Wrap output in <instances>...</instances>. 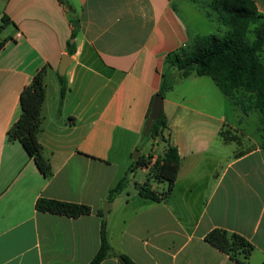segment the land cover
<instances>
[{"label":"crops","instance_id":"1","mask_svg":"<svg viewBox=\"0 0 264 264\" xmlns=\"http://www.w3.org/2000/svg\"><path fill=\"white\" fill-rule=\"evenodd\" d=\"M211 1L0 0V32L11 27L0 38V264L92 260L100 245L97 212L135 161L129 152L143 143L148 149L138 157L150 155L153 162L164 151L162 142L144 136L146 116L167 56L208 35L194 26ZM252 1L264 15V0ZM208 12L203 19L220 24ZM73 17L78 30L72 40ZM216 28L218 34L224 30ZM69 44L75 46L71 54ZM63 55L70 62L59 105ZM259 59L264 63V49ZM41 68L45 98L37 140L51 166L49 178L6 136L20 115V92ZM172 77L175 84L163 97L170 144L180 158L172 193L165 203L144 200L136 185L144 184L147 169L140 168L139 181L130 172L128 185L109 202L108 243L135 264H238L204 240L211 230L223 229L253 245L246 264H262L264 116L257 110L244 114L208 77L181 78L176 71ZM202 78L222 95L215 105L234 114L216 113L203 105V94L177 88L180 79ZM38 198L87 205L91 212L77 218L38 212ZM102 264L120 263L110 258Z\"/></svg>","mask_w":264,"mask_h":264},{"label":"trees","instance_id":"2","mask_svg":"<svg viewBox=\"0 0 264 264\" xmlns=\"http://www.w3.org/2000/svg\"><path fill=\"white\" fill-rule=\"evenodd\" d=\"M208 14L216 15L220 24L227 28L221 34H208L195 37L192 42L170 53L166 58V70L162 73V81L157 94L164 97L173 87L172 71L185 78L191 73L198 77H208L218 90L234 104L240 107L244 114L249 110H257L264 116V63L259 59L264 49V15L257 12L252 0H212L208 4ZM2 21L6 17H2ZM73 40L78 30V20L71 19ZM253 25V39L248 38ZM4 42H0V49ZM70 54L74 52V44L68 45ZM44 69L38 70L29 85L25 86L19 95L20 115L7 131L10 142H18L29 157H31L45 177L51 176V166L42 154V146L37 140L41 132V108L45 98ZM60 83L59 105L66 94L65 77L58 76ZM244 96V97H242ZM149 114V111H148ZM148 115L146 116V119ZM264 140V125L259 128ZM157 133L163 137L164 151L152 162V157H138L130 166L128 172L112 187L106 200L111 202L128 185V175L136 168L147 169V177L138 191V196L144 200L165 203L172 193L176 181L180 158L177 149L170 144V132L167 120L162 112L148 131L144 132L147 139ZM163 184L160 189H153L151 184ZM35 210L42 213L77 218L88 215L91 209L87 205L63 202L54 199L38 198ZM97 215L101 218L100 245L97 253L88 264H102L113 258L120 264H135L128 256L112 250L106 235V221L102 211ZM204 240L238 264H246L254 247L244 237L223 229H213ZM264 264V263H262Z\"/></svg>","mask_w":264,"mask_h":264},{"label":"rangeland","instance_id":"3","mask_svg":"<svg viewBox=\"0 0 264 264\" xmlns=\"http://www.w3.org/2000/svg\"><path fill=\"white\" fill-rule=\"evenodd\" d=\"M203 11H209L208 9L207 10H199V15H198V19L196 18L195 21H196V24H195V28H196V31H198L199 33L201 34H217V35H221L223 34L227 28L222 26L221 24H219L218 22L215 24V23H211L210 21L208 22L206 19H203L202 17V13ZM217 25H220V27H223L224 30L222 29L221 33L218 34V30L216 28ZM0 27H1V21H0ZM11 30V27H7L5 28L3 31L0 32V38H2L3 36L6 35V33H8L9 31ZM253 25L251 26V29H250V32L248 34V38L250 40L253 39ZM183 82H185L183 79H180V81H177L176 84H177V88L179 87L180 89L178 90H181L184 88V90L186 88H188V93H192V94H195L197 92L203 94L204 96H206V99H205V102H202L203 105H205V107H208L210 110H213L215 111L216 113H223L225 115H229V114H234L233 111H230L228 112V109L224 107H219L217 104L215 105L216 103V97L217 96H220V98H222L221 94L219 93V91L217 89H215L213 86V83L207 79V78H202V82H199V83H191L189 81H186L183 85ZM173 84H175V81L173 82ZM183 85V86H182ZM174 86V85H173ZM177 91L173 94V97L174 98H177L178 95H177ZM215 99V100H214ZM215 105V108H213ZM233 108V107H231ZM230 108V109H231ZM236 112V111H234ZM237 112L240 113L239 110H237ZM243 127L246 126V123H243L242 124ZM151 139V138H150ZM163 145L161 143H158V149L159 151H161ZM146 149H148V147L146 145H144L143 143H140L138 144L137 148L136 149H132L129 153H130V156L131 158L133 159V156L136 155V153H142V154H145V151ZM142 177H144V175L141 173V169L140 168H136L132 171V174H131V178H132V181H139L140 179H142ZM123 204V203H122ZM102 208H103V205H102Z\"/></svg>","mask_w":264,"mask_h":264},{"label":"water","instance_id":"4","mask_svg":"<svg viewBox=\"0 0 264 264\" xmlns=\"http://www.w3.org/2000/svg\"><path fill=\"white\" fill-rule=\"evenodd\" d=\"M70 62V58L68 56L63 55L61 57V62L60 65L58 67V76L63 77L66 68L68 67ZM163 106H164V99L163 96L160 94H156L151 102V106H150V110H149V114H148V118L146 119L145 123H144V132L148 133L150 126L159 119V117L161 116L162 112H163ZM154 138H157L160 142H163V137L159 136L157 133L153 134ZM139 156V153H136L135 156H133V160H136ZM134 185V183H133ZM141 185L137 184L136 185V190H140ZM110 208V204L109 202L105 201L103 202V208H102V217L103 219L106 218L107 212Z\"/></svg>","mask_w":264,"mask_h":264},{"label":"built area","instance_id":"5","mask_svg":"<svg viewBox=\"0 0 264 264\" xmlns=\"http://www.w3.org/2000/svg\"><path fill=\"white\" fill-rule=\"evenodd\" d=\"M20 36V34L17 33V37Z\"/></svg>","mask_w":264,"mask_h":264}]
</instances>
